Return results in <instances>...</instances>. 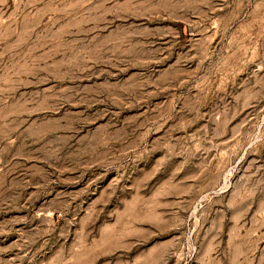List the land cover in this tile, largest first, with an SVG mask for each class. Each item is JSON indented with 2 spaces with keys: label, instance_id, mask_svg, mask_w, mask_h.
<instances>
[{
  "label": "rangeland",
  "instance_id": "obj_1",
  "mask_svg": "<svg viewBox=\"0 0 264 264\" xmlns=\"http://www.w3.org/2000/svg\"><path fill=\"white\" fill-rule=\"evenodd\" d=\"M0 264H264V0H0Z\"/></svg>",
  "mask_w": 264,
  "mask_h": 264
},
{
  "label": "bare ground",
  "instance_id": "obj_2",
  "mask_svg": "<svg viewBox=\"0 0 264 264\" xmlns=\"http://www.w3.org/2000/svg\"><path fill=\"white\" fill-rule=\"evenodd\" d=\"M150 37H145V36H135L132 39H130V42L132 43H136L135 46L138 47L139 49H141V51H143L144 55H148V53H152L153 54H157V55H161L164 56L163 59L160 58H156V62L160 64V66H164L167 63L171 62V54L168 52V50L166 48H158V46L155 44L154 46L151 44V40L148 39ZM164 41V38L162 39V42ZM161 44V43H160ZM164 44V43H162ZM165 45V44H164ZM133 46V45H132ZM170 51V50H169ZM52 52V51H51ZM53 53V52H52ZM138 53V52H137ZM51 54V53H50ZM69 54V53H68ZM142 54V53H141ZM53 55V54H52ZM74 59V58H73ZM54 60V59H53ZM57 60V59H56ZM59 60V59H58ZM71 60V59H70ZM65 62V61H63ZM49 63V62H47ZM70 63V62H69ZM58 64H61L60 62ZM67 64V63H66ZM56 65V64H55ZM50 66V65H48ZM68 66V65H67ZM60 70V69H59ZM66 70H69L66 68ZM64 70V71H66ZM63 71V70H62ZM63 71V72H64ZM89 72V71H88ZM147 76V75H146ZM167 85V84H166ZM110 87V85H109ZM85 88V87H84ZM94 88V87H93ZM107 88V86H106ZM137 88V87H136ZM149 92V91H148ZM146 93V92H145ZM147 94V93H146ZM123 101V100H122ZM81 105V104H80ZM78 104H71L70 108L73 110H76V112L74 113L75 115H71V116H64L61 115L59 113V109L57 110H52V113L54 114L53 116L55 117V124H56V128H54L55 132H61V133H69L70 130L75 129V125L77 123V116L82 114V108L81 106ZM95 111V110H94ZM58 114V115H57ZM137 114V113H136ZM57 116V117H56ZM131 119V118H130ZM91 123H89V125H91ZM85 126V125H84ZM124 127V126H123ZM131 128V127H130ZM129 128V129H130ZM128 129V128H127ZM86 130V129H85ZM79 133V132H77ZM115 135V134H114ZM91 137V136H90ZM93 139V137H92ZM98 142V141H97ZM83 144V143H82ZM90 144V143H89ZM88 144V145H89ZM94 146V145H93ZM77 147V146H76ZM99 147V146H98ZM76 156V155H75Z\"/></svg>",
  "mask_w": 264,
  "mask_h": 264
}]
</instances>
